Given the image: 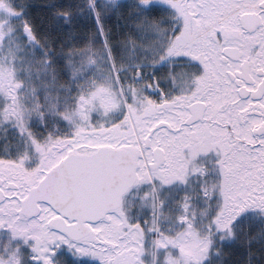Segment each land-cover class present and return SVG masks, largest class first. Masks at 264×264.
<instances>
[{
    "label": "snow or ice",
    "instance_id": "obj_1",
    "mask_svg": "<svg viewBox=\"0 0 264 264\" xmlns=\"http://www.w3.org/2000/svg\"><path fill=\"white\" fill-rule=\"evenodd\" d=\"M0 264H264V0H0Z\"/></svg>",
    "mask_w": 264,
    "mask_h": 264
}]
</instances>
